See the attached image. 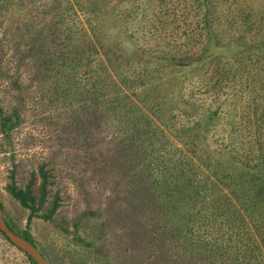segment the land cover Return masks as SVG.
<instances>
[{
  "label": "trees",
  "instance_id": "trees-1",
  "mask_svg": "<svg viewBox=\"0 0 264 264\" xmlns=\"http://www.w3.org/2000/svg\"><path fill=\"white\" fill-rule=\"evenodd\" d=\"M139 1L0 0V18L10 8L17 21L4 73L19 101L1 111L0 130L11 137L31 98L33 106L62 103L91 139L99 127L112 131L114 153L103 164L119 168L128 194L139 232L132 264H264V13L256 22L243 10L241 34L222 42L217 9L204 0L202 51L150 53L136 46L147 37L136 35L145 20ZM105 17L120 36L107 39ZM215 135L222 140L213 145ZM19 168L13 160L6 190L29 212L28 227L19 230L0 200L4 219L55 264L29 228L33 218L53 222L62 205L54 168L42 162L23 185ZM0 239L15 246L1 229Z\"/></svg>",
  "mask_w": 264,
  "mask_h": 264
},
{
  "label": "rangeland",
  "instance_id": "rangeland-1",
  "mask_svg": "<svg viewBox=\"0 0 264 264\" xmlns=\"http://www.w3.org/2000/svg\"><path fill=\"white\" fill-rule=\"evenodd\" d=\"M149 1H152L151 6ZM212 1L217 9L214 28L222 42L241 34L239 24L243 10L249 14L248 17L251 15L253 21L262 22L264 0ZM139 2L143 3L140 13L144 11L145 20L138 22L141 30L135 26L136 35L143 33L147 37L137 40L138 49L142 47L150 53L176 50L199 52L204 49L201 42L207 39V32L202 29L204 0ZM118 9L124 10V5ZM3 14L0 18V114L1 111L9 113L19 105L17 91L12 89L4 73L10 67L9 60L12 61L11 41L14 44L17 21L12 18L10 8ZM82 18L86 22L88 16L82 15ZM102 21L106 33H109L107 39L120 36V26L108 17ZM253 34L255 38L262 39L261 29ZM133 66L138 67L137 60ZM231 88L225 86L219 89L220 97H226ZM199 90L198 94L203 100L208 91L204 87ZM30 101L23 110L21 123L9 139L0 130V200L6 207V215L19 230L28 227L29 212L6 190L13 160L20 165L18 180L22 185L28 181L34 168L42 162H48L54 168V189L61 193L62 205L53 222L33 218L29 224L40 248L46 251L55 264H132L137 259L135 251L139 247L131 245L138 242L139 232L134 215L126 212L129 211L128 194L125 196L122 183L120 186L118 184L119 168L103 164L104 156L110 157L114 153L110 144L112 131L99 127L93 131L91 139L89 132L86 134L75 125V119L71 118L62 103L52 108L39 104L33 106ZM218 137L215 135L211 138L213 145L218 144L217 140L221 143L222 139ZM90 143L93 144L89 146ZM97 157H100L98 163L92 160ZM99 165L103 170L96 169ZM88 210L96 211L97 216H84ZM78 235L94 244L85 245L77 239ZM0 264L29 262L16 246L0 239Z\"/></svg>",
  "mask_w": 264,
  "mask_h": 264
},
{
  "label": "water",
  "instance_id": "water-1",
  "mask_svg": "<svg viewBox=\"0 0 264 264\" xmlns=\"http://www.w3.org/2000/svg\"><path fill=\"white\" fill-rule=\"evenodd\" d=\"M0 229L3 232H5L8 238L17 248L28 253L31 257L34 258V260L38 264H49L47 259L42 255L40 250L35 245H33L30 241L21 237L19 234H17L15 231H13L11 228L8 227L4 219V214L1 207H0Z\"/></svg>",
  "mask_w": 264,
  "mask_h": 264
}]
</instances>
